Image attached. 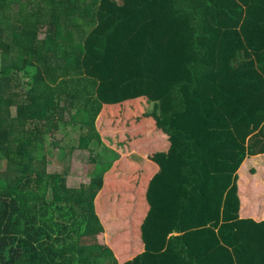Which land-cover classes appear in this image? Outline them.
Listing matches in <instances>:
<instances>
[{
    "label": "trees",
    "instance_id": "16d2710c",
    "mask_svg": "<svg viewBox=\"0 0 264 264\" xmlns=\"http://www.w3.org/2000/svg\"><path fill=\"white\" fill-rule=\"evenodd\" d=\"M63 124L119 158L69 187ZM253 189L264 0H0V264H264Z\"/></svg>",
    "mask_w": 264,
    "mask_h": 264
},
{
    "label": "rangeland",
    "instance_id": "374dc122",
    "mask_svg": "<svg viewBox=\"0 0 264 264\" xmlns=\"http://www.w3.org/2000/svg\"><path fill=\"white\" fill-rule=\"evenodd\" d=\"M81 129L71 124H63L60 131L46 142L47 168L49 172L65 175L69 187H79L91 172L93 160L97 164L116 161L119 153L104 143L94 142L91 149H79ZM5 164L2 163L1 167Z\"/></svg>",
    "mask_w": 264,
    "mask_h": 264
},
{
    "label": "crops",
    "instance_id": "0c3cea01",
    "mask_svg": "<svg viewBox=\"0 0 264 264\" xmlns=\"http://www.w3.org/2000/svg\"><path fill=\"white\" fill-rule=\"evenodd\" d=\"M252 158H256V157H252ZM243 174L247 175L246 172ZM253 191L254 189L249 194L248 198L244 200V204H243V209L245 208V205L247 204H250L252 208L249 209L248 213H244V211L242 210V217L254 218L257 221H262L264 220V190L263 191L260 190L262 196L255 195Z\"/></svg>",
    "mask_w": 264,
    "mask_h": 264
}]
</instances>
